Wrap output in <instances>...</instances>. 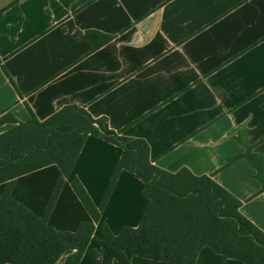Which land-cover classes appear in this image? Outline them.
Segmentation results:
<instances>
[{
	"label": "crops",
	"instance_id": "0c3cea01",
	"mask_svg": "<svg viewBox=\"0 0 264 264\" xmlns=\"http://www.w3.org/2000/svg\"><path fill=\"white\" fill-rule=\"evenodd\" d=\"M86 32L112 39L96 48ZM67 106L144 140L163 170L211 177L264 233L262 183L236 158L248 146L264 169V0H0V135L16 126L11 119L44 121ZM122 154L98 136L85 140L72 174L97 207ZM62 177L55 164L37 169L14 179L10 195L42 217ZM144 190L120 172L79 264L103 263V224L114 235L141 224ZM91 221L64 178L48 225L76 232ZM131 264L172 263L134 256ZM195 264L246 263L205 246Z\"/></svg>",
	"mask_w": 264,
	"mask_h": 264
},
{
	"label": "trees",
	"instance_id": "16d2710c",
	"mask_svg": "<svg viewBox=\"0 0 264 264\" xmlns=\"http://www.w3.org/2000/svg\"><path fill=\"white\" fill-rule=\"evenodd\" d=\"M84 36L97 48L112 36L86 32ZM0 119V122L5 120ZM16 126L0 135V184L8 183L0 196V264H56L72 252L65 264H79L94 235L106 201L122 170H128L145 184L148 209L136 228H123L114 235L106 224L101 227L103 263L131 264L134 256L195 264L199 251L214 252L242 260L246 264H264V233L241 212V201L211 177L196 176L188 169L172 173L156 166L148 144L109 127L105 117L94 118L85 108L67 106L44 121L34 115L27 122L11 119ZM89 135L98 136L122 148L123 154L103 202L97 207L80 180L72 174ZM236 156L246 158L256 169V178L264 190L261 157L251 148ZM57 165L63 177L42 217L20 205L10 195L19 176ZM64 178L92 217L76 232H62L48 225V217L60 193ZM94 257H98L95 252Z\"/></svg>",
	"mask_w": 264,
	"mask_h": 264
}]
</instances>
